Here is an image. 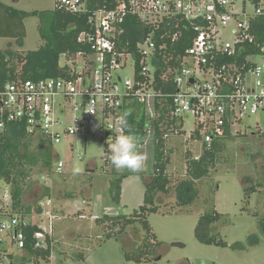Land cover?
<instances>
[{
  "label": "built area",
  "instance_id": "1",
  "mask_svg": "<svg viewBox=\"0 0 264 264\" xmlns=\"http://www.w3.org/2000/svg\"><path fill=\"white\" fill-rule=\"evenodd\" d=\"M55 2L72 14L87 10L85 0ZM132 19L150 30L134 48L121 40ZM92 25L90 51L63 56L62 77L0 83V131L19 124L28 137H43L52 147L69 137L82 135L86 145L89 135L99 136L110 165L108 143L125 134L116 132V121L128 111L144 124L137 138L147 158L163 116L165 140L186 136L184 121L193 119L186 139L200 137L195 144L202 147L243 128L247 119L264 121V0H125L95 10ZM85 41L82 34L79 42ZM180 43H189L182 53ZM128 67L132 75L124 79ZM63 169L59 160L54 172ZM41 207L39 217L49 227L16 212L8 187L0 195V233L20 253L35 225L34 248L51 241L57 217L50 202ZM4 243L1 238L0 259L9 256Z\"/></svg>",
  "mask_w": 264,
  "mask_h": 264
},
{
  "label": "rangeland",
  "instance_id": "2",
  "mask_svg": "<svg viewBox=\"0 0 264 264\" xmlns=\"http://www.w3.org/2000/svg\"><path fill=\"white\" fill-rule=\"evenodd\" d=\"M1 1L26 12L49 11L56 6L55 0ZM25 26L27 33L22 47L13 39L0 38V50L12 44L14 51L28 53L44 46L39 33V19L28 18ZM131 73L128 67V71L121 75L126 79ZM257 122L259 128H249ZM194 129V120L186 119L183 126L186 136ZM186 136H181L182 141L187 140ZM172 141L177 146V153L171 157L169 193L161 194L159 211L148 216L157 246L154 256L145 264H264V238L261 237L256 246L249 244L250 236L257 233L259 221L264 216V186L258 187L257 192L251 195H246L244 190L264 179V121L261 117L247 119L243 128L235 129L233 138L221 147L220 163L200 185L198 182L200 196L191 206H179L176 201L177 186L189 178L185 152L190 148L177 139ZM105 148L99 136L89 135L86 145L82 135L69 137L53 146L52 152L58 159L55 158L56 163L51 170L44 169L40 175L36 169L31 178L33 187L26 194V201L32 205L27 217L34 223L49 227L47 222L41 221L38 207L50 201L52 213L58 219L50 239V260L31 259L24 264H138L126 261L125 252L139 247L145 234L131 229L121 236L107 239V235H117L119 228L99 224L97 219L103 215H130L139 209L144 202V181L129 170L117 171L108 165L104 160ZM191 149L194 157L203 153L200 144H193ZM149 158L146 169L150 167ZM57 160L64 164L61 174L54 172ZM123 175L127 176L122 182L121 204L116 205L110 194L111 182ZM4 186L0 182V195ZM46 190L48 197L43 195ZM213 205L223 215L217 227L221 232L220 238L228 244L225 248L207 245L197 237L200 217ZM1 238L5 239L4 246L9 251L2 264H22L18 258L25 259L26 253L16 250L8 235L0 233ZM238 243L243 248H235Z\"/></svg>",
  "mask_w": 264,
  "mask_h": 264
},
{
  "label": "trees",
  "instance_id": "3",
  "mask_svg": "<svg viewBox=\"0 0 264 264\" xmlns=\"http://www.w3.org/2000/svg\"><path fill=\"white\" fill-rule=\"evenodd\" d=\"M122 1L125 0H85L87 10L80 14H72L57 6H55L54 10L49 11L26 12L8 6L0 0V38L13 39L17 42L18 46L22 47L27 33L25 20L36 17L39 19L40 37L44 41V46L39 50L28 53L14 51L12 44H9L6 49L0 50L1 85L20 78L38 80L62 77L64 71L60 63L63 56L81 51H90L88 40L90 35L92 36L93 34V12L100 8H114ZM183 27L186 29L187 25L183 24ZM149 32V29L142 27L136 20L132 19L129 21L126 34L121 37V40L130 41L134 48L142 36ZM82 34L86 36L85 43L79 42ZM188 45L189 43H180L176 48L182 53ZM169 90H172V87ZM126 116L129 127L125 131L137 137L144 136V124L136 120L135 113L128 111ZM164 120H166V116H163L155 124L154 141L150 147L149 169L134 173L139 175L144 181L145 193L143 204L130 215H103L101 219H97L99 224H108L112 229L119 228L117 235H107V239L121 236L131 229H136L138 232L145 234L144 240L139 247L133 251L125 252V259L128 262L145 264L154 256L155 247L157 246L155 243L156 235L152 232L148 216L159 211L158 206L161 194L167 195L169 193L171 157L173 153H177V146L172 140L177 139L190 148V150H186L185 152L186 174L189 178L177 186L176 201L179 206H191L200 196L197 188L198 182L200 185L202 180L210 176L211 171L221 161L219 155L222 153L221 147L233 138V134L227 131L225 137L213 142L210 146L203 145V153L196 159L191 154V147L193 144L195 145V139L200 140V137H195L191 141L185 139L182 141L183 137L181 136L183 135L179 133V136L170 137L168 140H165L163 137L168 129L162 131L159 127V123ZM52 148L51 143L43 137H28L23 127L19 124L8 125L5 130L0 131V182L4 183L11 190L16 212L24 215L31 213L32 205L26 201L27 190L33 187L31 178L36 169H38L37 172L40 175H43L44 169L51 170L55 165V158L57 157L53 154ZM129 173L133 172L129 171ZM126 176L123 175L111 182L110 194L112 202L116 205L121 204L122 182ZM263 186L264 179L258 182L256 186L244 190L246 195H251L257 192L256 189L258 187L263 188ZM43 195L44 197H48V190ZM38 210L39 213L42 212L40 205ZM222 218L223 215L216 211L214 205L211 210H206V213L200 217L196 233L202 243L223 248L228 246L220 238L221 232L217 227ZM211 230L216 231L211 234ZM37 231V225L26 231L28 240L25 251H22V253H26V257L25 259L19 257V263L24 264L27 261H31V259L50 260L52 255L51 241H49L47 248H34L32 237ZM261 237L264 238V216L259 221L257 233L250 236V246L258 245ZM236 246L243 248L240 243L236 244L235 248ZM2 260L0 259V264H2Z\"/></svg>",
  "mask_w": 264,
  "mask_h": 264
},
{
  "label": "clouds",
  "instance_id": "4",
  "mask_svg": "<svg viewBox=\"0 0 264 264\" xmlns=\"http://www.w3.org/2000/svg\"><path fill=\"white\" fill-rule=\"evenodd\" d=\"M116 124L118 125L116 132L124 131L125 134L117 135L114 142L108 143L110 164L117 171L142 172L145 169L147 154L139 150L137 136L125 131L129 127L127 116L119 117Z\"/></svg>",
  "mask_w": 264,
  "mask_h": 264
},
{
  "label": "crops",
  "instance_id": "5",
  "mask_svg": "<svg viewBox=\"0 0 264 264\" xmlns=\"http://www.w3.org/2000/svg\"><path fill=\"white\" fill-rule=\"evenodd\" d=\"M18 1V0H17ZM6 188V185L4 186V189ZM123 191V190H122ZM47 202H50V201H47ZM47 202H45V204L47 203ZM51 203V202H50ZM84 203L86 204V202L84 201ZM52 205V204H51ZM40 214V213H39ZM57 219H58V217H57ZM94 220H95V217L93 218Z\"/></svg>",
  "mask_w": 264,
  "mask_h": 264
},
{
  "label": "water",
  "instance_id": "6",
  "mask_svg": "<svg viewBox=\"0 0 264 264\" xmlns=\"http://www.w3.org/2000/svg\"><path fill=\"white\" fill-rule=\"evenodd\" d=\"M176 246H183V245H181V244H176Z\"/></svg>",
  "mask_w": 264,
  "mask_h": 264
}]
</instances>
